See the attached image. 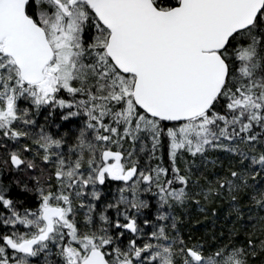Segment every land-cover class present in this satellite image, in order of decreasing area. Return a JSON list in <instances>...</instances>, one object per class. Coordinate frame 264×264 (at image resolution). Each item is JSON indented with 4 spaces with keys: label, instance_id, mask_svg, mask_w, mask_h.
I'll use <instances>...</instances> for the list:
<instances>
[{
    "label": "snow or ice",
    "instance_id": "6c2138e0",
    "mask_svg": "<svg viewBox=\"0 0 264 264\" xmlns=\"http://www.w3.org/2000/svg\"><path fill=\"white\" fill-rule=\"evenodd\" d=\"M217 198L227 233L181 231ZM248 224L264 0H0V264H250Z\"/></svg>",
    "mask_w": 264,
    "mask_h": 264
},
{
    "label": "trees",
    "instance_id": "16d2710c",
    "mask_svg": "<svg viewBox=\"0 0 264 264\" xmlns=\"http://www.w3.org/2000/svg\"><path fill=\"white\" fill-rule=\"evenodd\" d=\"M215 155L221 154L216 153ZM202 204L203 207H200L194 201H190L183 208L175 207L173 209L175 214L181 217L178 227L183 233H192L196 237L211 241L213 235H219L221 232L227 233L233 227L236 217L234 213L230 214L232 204L228 199L217 198L214 201H202ZM150 211L153 212V209ZM256 214L259 215L260 213ZM246 233H251L257 239L264 238V234L259 231L258 225H255V231L253 224L241 228L239 238L245 239ZM250 264H264V251H257V254L251 257Z\"/></svg>",
    "mask_w": 264,
    "mask_h": 264
},
{
    "label": "flooded vegetation",
    "instance_id": "af4514ba",
    "mask_svg": "<svg viewBox=\"0 0 264 264\" xmlns=\"http://www.w3.org/2000/svg\"><path fill=\"white\" fill-rule=\"evenodd\" d=\"M165 162H167V157H165ZM112 187L114 188L115 187V185L113 184L112 185ZM149 199H152L151 197H148ZM153 203H154V201H153ZM153 209V212L155 211V209L154 208H152ZM148 211H150V209L148 210Z\"/></svg>",
    "mask_w": 264,
    "mask_h": 264
}]
</instances>
